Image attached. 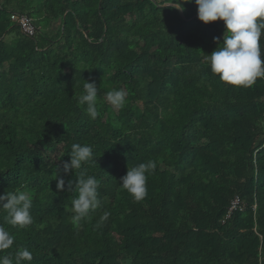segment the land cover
Returning <instances> with one entry per match:
<instances>
[{
    "label": "trees",
    "instance_id": "obj_1",
    "mask_svg": "<svg viewBox=\"0 0 264 264\" xmlns=\"http://www.w3.org/2000/svg\"><path fill=\"white\" fill-rule=\"evenodd\" d=\"M169 2L0 0V195L28 194L33 218L12 226L0 210L14 240L0 256L27 248L25 264H264V81L221 82L206 55L224 22L199 21L194 0L183 16L157 6ZM14 12L34 20V36ZM85 80L98 87L95 120L78 103ZM112 89L125 91L122 109L107 102ZM74 143L90 146L92 160L65 175ZM148 160L157 168L137 202L119 182ZM82 170L101 204L77 229ZM235 196L243 208L221 224Z\"/></svg>",
    "mask_w": 264,
    "mask_h": 264
},
{
    "label": "clouds",
    "instance_id": "obj_2",
    "mask_svg": "<svg viewBox=\"0 0 264 264\" xmlns=\"http://www.w3.org/2000/svg\"><path fill=\"white\" fill-rule=\"evenodd\" d=\"M192 2L193 0H171L157 6L184 11L185 4ZM194 3L197 6L199 21L204 24L223 21L225 25L222 42L219 37H214L218 47L210 55H206L211 72L218 76L221 82L234 87H251L258 78H264V51L261 44V38L264 36V0H194ZM125 97L123 89H112L105 94L107 102L119 109L125 106ZM78 103L81 106L86 105L85 113L92 120L98 117V87L94 81L85 80ZM69 156L70 161L63 164L65 175L73 170H81L84 163L92 160V148L74 143ZM156 168L155 160L128 168L119 185L139 202L147 196L148 176L154 173ZM56 179L57 189L64 190L65 179ZM68 187L72 188V181H68ZM75 187L78 196L72 200L74 215L71 222L79 229L82 222L90 219V214L100 207L101 202L98 198V182L94 176H87L86 171L80 172ZM31 207L29 195L21 190L0 195V210L6 212V220L12 226L23 228L30 225L33 222ZM109 215L110 212L104 211L97 227L107 220ZM13 244L12 235L0 225V251L9 249ZM32 258L31 251L22 248L16 251L14 257L11 254L0 256V264H13V261L15 264H25Z\"/></svg>",
    "mask_w": 264,
    "mask_h": 264
},
{
    "label": "built area",
    "instance_id": "obj_3",
    "mask_svg": "<svg viewBox=\"0 0 264 264\" xmlns=\"http://www.w3.org/2000/svg\"><path fill=\"white\" fill-rule=\"evenodd\" d=\"M10 20L19 28V30L28 36H34L38 29L36 28L33 19L26 14L11 13ZM264 81V78H261ZM243 201L239 196H235L229 207L226 210L225 216L221 219L220 223L223 224L225 221L234 213L236 210L243 208ZM254 208V207H253Z\"/></svg>",
    "mask_w": 264,
    "mask_h": 264
},
{
    "label": "water",
    "instance_id": "obj_4",
    "mask_svg": "<svg viewBox=\"0 0 264 264\" xmlns=\"http://www.w3.org/2000/svg\"><path fill=\"white\" fill-rule=\"evenodd\" d=\"M177 10H178L179 14H180L181 16H183L182 11H180L179 9H177Z\"/></svg>",
    "mask_w": 264,
    "mask_h": 264
},
{
    "label": "crops",
    "instance_id": "obj_5",
    "mask_svg": "<svg viewBox=\"0 0 264 264\" xmlns=\"http://www.w3.org/2000/svg\"><path fill=\"white\" fill-rule=\"evenodd\" d=\"M15 13V12H14ZM22 14H24V13H22ZM27 15V14H26ZM33 22H34V20H33ZM37 29H38V27H36Z\"/></svg>",
    "mask_w": 264,
    "mask_h": 264
}]
</instances>
